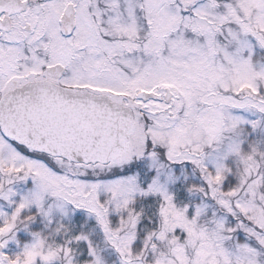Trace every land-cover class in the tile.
Masks as SVG:
<instances>
[{"label": "snow or ice", "instance_id": "obj_1", "mask_svg": "<svg viewBox=\"0 0 264 264\" xmlns=\"http://www.w3.org/2000/svg\"><path fill=\"white\" fill-rule=\"evenodd\" d=\"M0 264H264V0H0Z\"/></svg>", "mask_w": 264, "mask_h": 264}]
</instances>
